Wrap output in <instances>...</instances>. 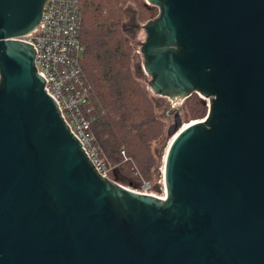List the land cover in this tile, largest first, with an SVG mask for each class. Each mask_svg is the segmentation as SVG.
I'll return each mask as SVG.
<instances>
[{
    "label": "water",
    "instance_id": "water-1",
    "mask_svg": "<svg viewBox=\"0 0 264 264\" xmlns=\"http://www.w3.org/2000/svg\"><path fill=\"white\" fill-rule=\"evenodd\" d=\"M46 0H0V264H264V0H145L149 90L208 99L167 130L164 198L102 176L19 37Z\"/></svg>",
    "mask_w": 264,
    "mask_h": 264
},
{
    "label": "trees",
    "instance_id": "trees-1",
    "mask_svg": "<svg viewBox=\"0 0 264 264\" xmlns=\"http://www.w3.org/2000/svg\"><path fill=\"white\" fill-rule=\"evenodd\" d=\"M79 7L85 46L81 67L90 86L88 105L97 145L105 160L130 157L148 177L155 159L150 143L161 134L162 123L155 116L153 97L131 69V47L118 31L115 0H79ZM139 11L141 17L154 15L145 4ZM196 103L195 115L204 117L203 100Z\"/></svg>",
    "mask_w": 264,
    "mask_h": 264
},
{
    "label": "built area",
    "instance_id": "built-area-1",
    "mask_svg": "<svg viewBox=\"0 0 264 264\" xmlns=\"http://www.w3.org/2000/svg\"><path fill=\"white\" fill-rule=\"evenodd\" d=\"M82 14L79 0H46L41 18L31 33L20 36L33 45L35 68L51 93L82 148L96 170L111 178V169L102 156L92 129L90 86L83 77L81 60L85 46L81 38ZM138 192L164 197L142 187L127 186Z\"/></svg>",
    "mask_w": 264,
    "mask_h": 264
},
{
    "label": "rangeland",
    "instance_id": "rangeland-1",
    "mask_svg": "<svg viewBox=\"0 0 264 264\" xmlns=\"http://www.w3.org/2000/svg\"><path fill=\"white\" fill-rule=\"evenodd\" d=\"M116 7L118 8L119 33L126 37L129 41L131 47V60L130 66L134 74L138 76L139 81L142 85L146 87L150 96L154 99V110L155 116L161 120L162 131L161 134L150 143V150L154 154L155 159L153 160V165L149 167V176L143 173L141 168L133 161L130 157L124 158L123 160H118L116 162H111L109 159L108 165L111 169L110 177L113 180L131 187H142L143 183H147L148 190H151L157 194H162L164 191L163 187V157L165 154L166 143H168L167 130L174 123L175 110L172 107V99L168 97H162L153 94L148 88V80L150 76L145 74L142 69V54L140 50V42L145 38V32L141 27L130 26V17L133 15L135 17V24H143L149 19L157 16L159 10L157 6L149 5L145 0H115ZM141 4L147 5L152 8L154 15L152 13H145L144 17L140 16ZM113 16V15H112ZM197 99H201L204 102L207 113L208 110V99H202L200 94L193 92L186 99L176 102V106L180 109L181 121L185 125L191 119L202 118V115H195L197 111ZM124 155V154H122ZM132 171L137 175L134 176ZM140 174V175H139Z\"/></svg>",
    "mask_w": 264,
    "mask_h": 264
},
{
    "label": "bare ground",
    "instance_id": "bare-ground-1",
    "mask_svg": "<svg viewBox=\"0 0 264 264\" xmlns=\"http://www.w3.org/2000/svg\"><path fill=\"white\" fill-rule=\"evenodd\" d=\"M172 105H175V106H176V101L172 100ZM194 120H195V119H191L189 122H194ZM187 124H188V122L185 123V125L183 124V127H185ZM162 170H163V169H162ZM162 198H164V197H162Z\"/></svg>",
    "mask_w": 264,
    "mask_h": 264
},
{
    "label": "flooded vegetation",
    "instance_id": "flooded-vegetation-1",
    "mask_svg": "<svg viewBox=\"0 0 264 264\" xmlns=\"http://www.w3.org/2000/svg\"><path fill=\"white\" fill-rule=\"evenodd\" d=\"M130 26H131V28H133L134 26H133V23H134V20H133V15L130 17Z\"/></svg>",
    "mask_w": 264,
    "mask_h": 264
}]
</instances>
